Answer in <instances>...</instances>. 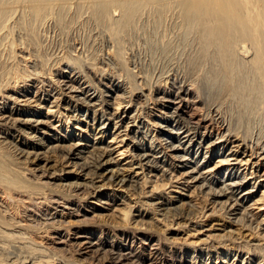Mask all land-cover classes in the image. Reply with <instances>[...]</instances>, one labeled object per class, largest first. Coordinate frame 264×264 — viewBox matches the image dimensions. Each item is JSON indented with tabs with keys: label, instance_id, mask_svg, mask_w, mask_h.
Instances as JSON below:
<instances>
[{
	"label": "bare ground",
	"instance_id": "6f19581e",
	"mask_svg": "<svg viewBox=\"0 0 264 264\" xmlns=\"http://www.w3.org/2000/svg\"><path fill=\"white\" fill-rule=\"evenodd\" d=\"M88 13L87 20L84 14ZM147 15L156 24L168 15L176 17L186 35L197 37L199 49L190 63L200 69L206 66L203 81L214 99L229 96L241 99L247 107L246 101L264 105V0H0V140L1 136L10 135V129L23 131L24 126L57 143L50 149H58L59 161L70 163L85 175L100 177V171L114 162L124 167L119 172H128L127 176L120 175L123 187L129 184L130 188H137L144 198L168 205L164 194L173 187L183 191V198L195 206L200 207L194 201L196 197L207 204L196 215L185 214L178 207L162 209L161 224L165 221V227L167 220L194 222L196 217L219 215L227 218L230 225L246 229L264 241V139L256 143H249L246 137L247 140L241 139L242 129L237 130L238 135L232 124L221 117L222 103L212 97L213 103L204 100L202 81L197 79L188 81L174 76L166 85L156 84L148 94L144 92L142 82L136 79L139 73L128 69L124 52L127 38ZM89 19L103 31L107 56H99L93 50L96 42L89 41L90 45L83 38V43H70L66 49L62 46V52L61 46L59 53L49 50L41 29L53 26L68 35L80 21L85 24ZM240 50L250 51V60H241ZM98 84L117 94L113 102L106 99ZM21 102L27 107H20ZM107 107L113 112H107ZM85 111L87 119L99 124L97 133L91 134L94 138L88 136L94 132V125L90 127V122L81 118L84 115L79 116ZM158 119L172 126L167 130L169 135L160 131ZM72 121H76L77 131L71 130ZM49 133H53L51 137ZM128 137L130 141H126ZM224 151L210 167L212 157ZM17 153L0 141V264H66L61 256L48 255L34 244L37 235L48 234L51 228L45 223L40 228L28 224L26 214L35 200H44L48 205L49 195L54 192L68 201L81 193L86 198L98 196L100 188H95L92 181L86 190L79 183L54 189L48 183L53 175L38 173L33 177V169L19 167L22 152ZM203 155L204 160L200 159ZM73 159L83 163H73ZM190 163L196 167H189ZM200 163L202 168L197 169ZM222 170L233 178L216 188L215 177ZM211 175L213 178L208 179ZM246 186L245 191H240ZM161 190L165 191L160 193ZM138 203L139 200L134 206H126L122 221L131 223L136 211L140 217L149 211L154 214L153 219L157 216L154 204L146 202L136 209ZM144 206L148 209L143 212ZM83 234L78 243L81 250L89 249L95 256L100 252L102 258L108 256L109 264L141 261L137 251L130 249L108 255L99 242L93 241L91 231ZM256 247L264 260V247ZM240 248L259 256L258 248L249 243Z\"/></svg>",
	"mask_w": 264,
	"mask_h": 264
},
{
	"label": "rangeland",
	"instance_id": "374dc122",
	"mask_svg": "<svg viewBox=\"0 0 264 264\" xmlns=\"http://www.w3.org/2000/svg\"><path fill=\"white\" fill-rule=\"evenodd\" d=\"M87 10L89 12V9ZM86 14H84V16H86L85 19L88 20L89 13L88 15ZM147 16L143 18L144 21L142 20L139 23L138 30L135 31L134 34L129 38H127L125 43L126 48L124 52L126 58L125 60H127L128 64V69H130L131 72L134 70V73L136 75L139 73L137 75L138 78L136 79H139V83L140 81L142 82V86L145 88L144 92L148 94L149 88L155 87L156 84L161 83L162 85L163 83V85H166V82H169V79L174 78V76L181 79L186 78L185 80L188 81L197 79L198 81H202L200 83L202 84L201 91L204 100L207 103H213L211 101V92L209 89H207L203 81V72L206 70L204 69L206 66H202L204 68L200 69V67H194L190 63L192 56L197 54V51L199 49L196 41L197 37L193 34H191L192 36L186 35L185 30L180 25L176 17L168 15L169 18L167 16V18H165L161 23L156 24L152 17ZM171 21H173V23ZM161 25L162 27H160ZM46 27L44 29H41V34H43V37H45L44 39L42 37V39L47 40L48 44L46 42L45 43L49 46V48H51L49 49L50 51L56 50L57 53L60 50L59 52H62L63 47L64 49H66V47L70 43H73L72 45L79 42L83 43L84 40H88L89 38L90 40H86V42L93 41L91 44L96 42V44L93 45V47L96 45L93 50H95V52L98 53L99 56L100 54L101 56H104V54H106L107 56L106 52L108 50V47H106L107 44L104 43L103 40V31L92 19H89V21L85 22V24L80 21L77 26L75 25V27L70 30V33L68 35L63 34L58 28L56 30V28L53 26L47 28ZM95 27H97V29ZM138 31L142 33L140 34V32ZM77 35L79 36V38L77 37ZM138 36L140 37L138 38ZM73 37H76V39ZM184 37L185 39L188 38L189 41L185 40ZM193 41L195 43H193ZM62 42L63 44H61ZM59 46H61V49H59ZM52 47L57 48L54 49ZM169 49L171 50V52ZM247 54L250 56H248ZM238 57H241V60H250L251 52L240 50L238 53ZM55 79H58V77H55ZM150 83H152V85ZM98 85H100V89L102 90V92L105 93L106 99L109 102H113L117 94L111 91L109 92L107 88L101 84ZM93 91L94 90H92L91 93H94ZM176 93L177 91L175 92V94ZM227 97L229 96L215 97V99L212 97V100L214 99L215 102H218V104L222 103V111H220L223 116L221 117H223L225 121H228L226 122L227 124H232L230 126H232L231 128L234 129V131L236 130L237 134L238 131H241L242 129L241 133L239 132L240 135L238 134L241 139L248 138V140H246L249 143H256V141L258 142V140H260V142L263 141V103L257 104V102L251 101V104H247L246 101V105H248L247 107L244 105L245 102H242L241 99L237 98L239 100L238 101L237 99H233L235 97ZM28 98H30V96ZM21 104L20 107H27L24 106V102H21ZM12 106L14 105L11 104L10 107ZM200 107H202V105H200ZM242 107H244L245 111ZM259 108L261 109V111ZM112 110L111 108H108L107 112H113ZM248 110L250 113L248 112ZM80 114L81 115L79 116L84 115L81 117L82 119L83 117L87 119V116L85 115L86 111ZM75 115H77V113ZM18 119H20V117ZM86 119L84 120L86 121ZM87 120L88 122H90V127H92L94 124L91 119ZM6 121H8L7 124L10 125V121L8 119ZM157 122L161 126L160 131L164 132L165 135H169V132L167 130H169V128H172V126H169V124L163 119H158ZM76 124V121H72L70 123V127L73 125V127H71L72 131L76 130L74 128ZM85 126L82 125V127L84 128ZM93 127L94 132L92 131L88 133V136H90V138H94L93 135L91 137V134L97 133L95 129L99 127V124H97L96 122ZM22 128L23 131L10 129V135H3L1 136L3 138L0 140L1 142H4L5 146L11 149V151H18L17 154L22 152L20 157H18L20 159L19 162L21 163L19 167H22L29 171L33 169L35 171V173L32 175L33 177L42 173L45 174V176L53 175V180L48 181V183H51L53 185L52 188L57 190H62L61 186H68L71 183H79L80 186H85L84 189L86 190V186H90L93 181L96 184L95 188H100L99 190L101 191L98 196L86 198L82 196V189V191L79 192L81 193L79 197H74L68 201L61 199L60 196H57L60 194L59 192V194H55L57 192H54V195H49V198H51V202H48V205L44 204V200H35L36 205L34 204V206H31L26 214L27 221L28 224L36 228H40V225L43 223H45L48 229V226H50L51 230H49L48 234L43 233L37 235L34 242V244H36L38 248L46 250L48 255L57 254L58 256L62 257L66 264H109L108 260L106 259V257L108 256L102 258L100 256V252L95 256L90 252L91 250H81V246L78 245V243L81 242V237L84 235L83 231L85 233L91 231L94 237L93 241L99 242V245H101L104 251H107L108 255L111 254L109 252L117 253L126 249L137 251L138 256L141 257V261H139L137 264H264V260H262L263 258L261 257L262 254L258 252L260 249L256 247H264V241H260L259 238H257L256 236L254 237V235L246 229H241L240 227L230 225V221L227 218L221 217L219 215H211L210 217L204 218L196 217V219H194V222L186 219H177L174 220L175 222L173 223V220H167L166 226L168 227L164 226L165 221L163 222V224H161L163 220L162 214L164 213V210L162 209H165L166 207L171 209H175V207H178L179 210L185 214H188L190 212L193 213V215L194 213L196 215L201 211L202 206H207L205 202L198 199L199 197H194L195 200L193 199L195 202H197L198 205L200 204V207H197L193 202L189 201V199L183 198V191L181 192V190L177 188L169 187V189H166V193L164 192L165 194L162 193L165 196L164 199L168 201V203L167 201H165L168 205L160 204L162 203V201L160 200H151L149 198H144L139 195V191H137V188L136 190L135 188H130L129 184H124L127 187H123V184L120 183V180L122 178L121 176H127L126 174H128V172L125 173L123 170L120 171L121 174L118 171V169L121 170L123 166L118 167L117 165L112 164L114 163L112 162L111 164L107 165L106 169L100 171V177L85 175V172L76 170V167L74 168L70 163L64 164L63 162L59 161V155H61V153L58 151V149L57 151L55 150V152L54 150L50 149L52 145L54 146L57 144L55 142H52L53 140L50 141L49 139L45 138V136L42 135L41 132L35 133L24 126ZM52 134L53 133H49L48 136L50 135L49 137H51ZM128 138L126 141H130L131 136L129 139ZM108 140L109 139L107 136L105 143ZM137 141L134 142L137 143ZM96 142H98V140ZM88 151L89 150H86L85 152ZM223 153H225V151L219 154H215L212 157L213 160L211 159V163H209V165L211 164L210 167H213L215 165V161H217L219 157L223 155ZM203 157L204 155L200 157V159L202 158V160H204ZM206 160L208 161L209 159ZM76 161L83 163V161L81 162V160L78 159H73L72 162L74 163ZM122 163H124V161ZM200 165L201 163L197 166V169L202 168V166ZM189 167L195 168L196 165L190 163ZM116 174H118L117 177L115 176ZM211 177L213 178V175L209 176L208 179H212ZM215 178V181L217 183L215 185L217 188L222 186L221 183H229V180H231L233 176L228 177V173H225L222 170V172L217 174ZM238 181L240 180H237V182ZM246 189L247 186L240 189V191H245ZM163 191L161 190L160 193ZM82 197L85 199H83ZM181 199L184 200L186 204H183L185 202H181ZM138 200L140 203L136 205V209H138L141 204H146V202L147 205L154 204L155 206L153 207L158 209L157 216L153 219L152 217L154 214L152 213V211H149L147 214L144 211L148 208L147 206H144V213L142 217H140L141 213H138L136 211L133 212L134 217H132L131 223L122 221V214L123 211L126 210V206L128 204H132V206H134L135 202H138ZM246 243H249V245L254 249L258 248L256 253L259 254V256H253L252 254L248 253L247 249L240 248L241 246L244 247ZM17 246L19 245H16V247ZM12 250L15 249L13 248ZM48 257L44 258L47 259ZM125 264L131 263L125 262Z\"/></svg>",
	"mask_w": 264,
	"mask_h": 264
}]
</instances>
